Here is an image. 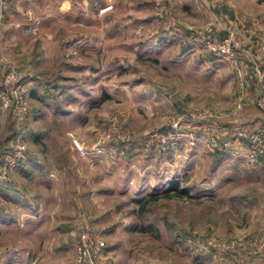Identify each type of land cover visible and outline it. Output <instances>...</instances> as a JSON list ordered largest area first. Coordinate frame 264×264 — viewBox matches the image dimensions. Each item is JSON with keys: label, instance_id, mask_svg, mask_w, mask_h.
<instances>
[{"label": "rangeland", "instance_id": "obj_1", "mask_svg": "<svg viewBox=\"0 0 264 264\" xmlns=\"http://www.w3.org/2000/svg\"><path fill=\"white\" fill-rule=\"evenodd\" d=\"M193 2L195 10L187 0L124 6L85 33L66 22L56 33L46 27L50 36L38 49V31L24 33L33 16L17 19L29 23L18 47L33 46L40 60L23 66L13 45H0V80L12 67L28 103L21 123L0 111V156L20 139L26 158L11 172L31 153L32 168L55 181L37 176L24 187L30 194L21 203L33 213L36 196L42 224L28 234L0 231V264H76L83 230L103 243L95 264H264L252 253L264 233V157L249 160L245 138L262 125L253 64L245 67L256 46H243L229 27L239 17L221 19ZM226 31L242 48L234 64L203 48ZM11 172L0 177L5 221L19 212L4 187ZM236 238L252 259L239 262Z\"/></svg>", "mask_w": 264, "mask_h": 264}, {"label": "crops", "instance_id": "obj_2", "mask_svg": "<svg viewBox=\"0 0 264 264\" xmlns=\"http://www.w3.org/2000/svg\"><path fill=\"white\" fill-rule=\"evenodd\" d=\"M187 1V5L191 7L192 3L190 2L192 0ZM193 1V4L195 5V0ZM201 1L204 3L205 8L208 9L212 16H219V18L222 16H228L229 18L234 17V19L237 17L240 18L238 25L237 22H233V24L229 25V27L236 29L239 36H241L240 38H242L243 46L253 47L257 46L259 43H262L261 41L264 42V0ZM63 2L64 0H13L11 3H9L0 14V45L2 48H4V46L6 47L7 45H13L14 48H16L13 55L17 56L20 62L23 61V66H25L27 63L31 65L32 63L34 64L36 62L35 64H38L40 60V51L37 49L40 46L42 47L43 40L50 36L46 35L47 30H51L53 33H56L59 31V29H61L62 24L66 22L73 26L75 31L85 33L87 32L88 28L90 30L99 23H108L110 17L118 15V13H120L118 9L123 8L124 6L134 8L136 7L140 10L146 9L144 3L145 0H68L66 3ZM243 4L246 10L245 12L242 9L243 7H241ZM63 5H65V7H63ZM259 5L262 6L260 7ZM195 6L197 7V5ZM191 8L193 10L196 9L194 6ZM101 9L105 10L99 13V10ZM248 9H251V11ZM28 15L33 16V20L35 22L34 26L37 28L39 34L38 40H40L41 43L36 41L35 46L37 49H33L32 46L27 51L23 52L17 45L18 43L16 39L18 37L16 36L20 35V29L29 26V23L26 24L25 22H18L17 19H19V17H26ZM63 16L69 18H67V20H63ZM241 20H244V23ZM239 25L240 27L238 28L237 26ZM241 27H245L246 29L244 30ZM211 33H213V31ZM224 35L225 33H216L215 37L208 36V38L219 39ZM18 60L13 59V62L18 63ZM239 63H241V61H239ZM252 64L253 63L251 59L247 58L245 61V67L247 66L248 68H252ZM251 93L252 91L249 92V96L252 95ZM223 118L221 117V120ZM249 122H252V118L249 119ZM34 156L35 154L33 155L30 153L28 155L27 162L24 163L22 168H18L13 173L11 172V174H9L6 178L7 182L4 187H6L7 193L10 194L7 196V199L12 203L10 205V209L12 210L17 208L16 210L19 209V212L16 213V217H12L8 221L0 219V231L2 232L3 230H6L7 232H10L11 230L21 234H28L30 232L31 226H38L42 224L40 216H37L39 213L36 211L40 207L37 197L33 196L35 200V203L32 205L33 209L35 210L33 213L28 210L26 203H21L23 199L27 200L26 196L30 194L29 192H24L23 189L25 186L30 184V181H32L31 179L38 176L41 177V180L45 183L55 181V177L50 173V171L49 173H47V171L44 173L42 170L32 168V165L36 164L34 162ZM262 163V168L264 169V160H262ZM32 214H34L36 217H31ZM3 224L6 225V229L1 227ZM10 225L13 226L14 229L10 228ZM235 240H237V242ZM235 240L233 241V244L235 242L233 248H238L239 250L242 249V251H239L240 253L242 252L239 262L243 263L245 260H249L251 257L247 258V255L251 256L250 252H245L243 250L246 240L239 241L240 238H236ZM238 246H240L241 249ZM239 252H237V254H239Z\"/></svg>", "mask_w": 264, "mask_h": 264}, {"label": "built area", "instance_id": "obj_3", "mask_svg": "<svg viewBox=\"0 0 264 264\" xmlns=\"http://www.w3.org/2000/svg\"><path fill=\"white\" fill-rule=\"evenodd\" d=\"M13 0H0V14L2 10ZM105 9L99 10V13ZM37 29L29 26L24 29L27 35H34ZM77 43L74 42L66 49L69 55H75ZM203 48L216 58L230 64H234L236 54L242 48L232 31H226L225 35L219 39H205ZM247 53V52H246ZM253 60V69L256 77V95L254 105L262 115V125H258L245 136L247 142L246 156L251 161H256L264 157V80L261 69H264V44L259 43L254 52H249ZM27 89L19 82L17 74L12 67L2 75L0 80V111L7 112L17 123H21L28 112L26 99ZM208 111L202 113L206 116ZM74 147L81 157L85 156L84 150L73 141ZM27 147L24 141L15 139L12 145L0 156V177L16 169L26 158ZM103 247L102 241L83 230L78 235L75 247L76 264H95L100 256ZM255 247V252L264 255V233L260 236Z\"/></svg>", "mask_w": 264, "mask_h": 264}, {"label": "trees", "instance_id": "obj_4", "mask_svg": "<svg viewBox=\"0 0 264 264\" xmlns=\"http://www.w3.org/2000/svg\"><path fill=\"white\" fill-rule=\"evenodd\" d=\"M170 188H171L170 190L177 191V193L180 195L185 194V190L177 189V186L175 185V183H170Z\"/></svg>", "mask_w": 264, "mask_h": 264}]
</instances>
